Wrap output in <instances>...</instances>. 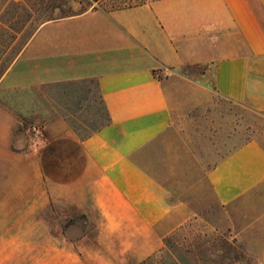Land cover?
<instances>
[{"label":"crops","instance_id":"crops-1","mask_svg":"<svg viewBox=\"0 0 264 264\" xmlns=\"http://www.w3.org/2000/svg\"><path fill=\"white\" fill-rule=\"evenodd\" d=\"M190 66L203 68L198 79L211 90L264 115V0H149L46 22L0 80V89L95 83L105 123L80 143L101 253L132 264L163 246L158 224L172 206L135 155L172 120L159 74ZM11 115L0 105V159L14 153ZM208 179L223 205L264 202V137L242 139ZM244 242L264 264V231L254 225Z\"/></svg>","mask_w":264,"mask_h":264},{"label":"rangeland","instance_id":"rangeland-1","mask_svg":"<svg viewBox=\"0 0 264 264\" xmlns=\"http://www.w3.org/2000/svg\"><path fill=\"white\" fill-rule=\"evenodd\" d=\"M146 1L0 0V80L44 23ZM202 70L159 74L172 120L135 158L164 188L172 212L158 224L162 248L132 264L181 257L185 264H258L244 238L254 225L264 231V202L221 204L208 172L242 139L264 137V115L211 90L198 79ZM82 87L81 104L67 85L0 89V105L16 122L14 153L0 159V264H131L125 254L94 247L101 218L86 190L80 140L104 121V110L95 83Z\"/></svg>","mask_w":264,"mask_h":264},{"label":"trees","instance_id":"trees-1","mask_svg":"<svg viewBox=\"0 0 264 264\" xmlns=\"http://www.w3.org/2000/svg\"><path fill=\"white\" fill-rule=\"evenodd\" d=\"M17 39L16 36H13V42ZM13 42L11 44H13ZM5 54V50H0V60L2 59L3 55ZM87 80H83V81H74V82H64V83H57V84H53L54 86H70L71 87V91H75L79 94V96L81 97V99H79L77 102H81L83 100H86L87 98H83V93H84V87H82V84L87 83ZM90 90H87V94H89ZM81 104V103H80ZM78 107L80 108L81 105H78ZM108 121H110V116H108V118H106ZM105 123V114H104V121L102 122V125ZM99 129V127L97 126L94 131H97ZM92 133V132H91ZM91 133H89L88 135L85 136L88 137L91 135ZM83 138V139H85ZM175 264H185L183 258H179L178 262Z\"/></svg>","mask_w":264,"mask_h":264}]
</instances>
